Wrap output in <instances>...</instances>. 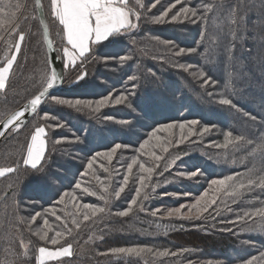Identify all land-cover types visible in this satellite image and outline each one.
I'll list each match as a JSON object with an SVG mask.
<instances>
[{"label": "trees", "instance_id": "1", "mask_svg": "<svg viewBox=\"0 0 264 264\" xmlns=\"http://www.w3.org/2000/svg\"><path fill=\"white\" fill-rule=\"evenodd\" d=\"M42 1L54 44L62 56V48L67 45L62 26L51 16L50 0ZM12 2L22 6L18 12L19 30L25 33L26 39L21 44V52L17 56L7 88L0 90V121L38 94V90H42L47 72L46 63L50 65L35 0ZM151 2L143 0L145 6H150ZM170 2L174 0H161L156 8L145 11L135 4V0H129V5L142 13L139 29L119 45L97 50L96 56L102 58L108 52L114 56L131 54L133 60L118 66L116 60L103 63L88 57L78 62L75 68L65 67L63 87L51 95L94 101L109 92L130 89L131 83L127 77L135 75L138 87L136 97H129L131 107L126 102L106 106L99 112H78L46 100L22 127L9 131L1 141L0 167H14L17 171L0 177V264H34L38 247L45 246V242L39 241L34 235L35 230L42 227V219L38 217L32 223L30 217L35 212L44 213L49 208H54L57 215L69 222L75 240L71 258H62L60 262L49 261L48 264H127L120 258L101 253L112 247L132 245L148 246L154 251L168 249L177 252L176 256L167 257L146 254L135 259L133 264H188L189 260L193 264H241V261L252 257L257 258L256 264H264V259H261L264 253V232H240V225L228 223L235 219L236 213L264 206V189L257 187L251 192H245L239 202L233 203L223 192H215V186L209 187L212 179L235 173H240L237 179L243 178L246 183L247 178L243 174L249 168L264 167V160L258 155L255 158L251 155L252 146L230 144L226 149L217 147L224 144L227 131H232L234 136L244 134L247 139L253 140L264 133V12L261 11V0H232V3L241 5L239 11L247 19L246 25L237 32L238 38L230 34L228 26L232 17L227 15L218 20L216 15L208 13L210 20L207 29L204 23L193 24L187 21L151 23L150 18L159 15ZM213 2L187 0L185 6L192 5L199 9L204 3ZM218 32L221 34L218 35ZM0 37H3L0 39V66H3L6 57L12 54L10 49L18 37L15 34L9 35L6 30H0ZM162 40H172L178 47L184 48L199 46L201 54L174 57L160 43ZM233 41L235 48L229 60L224 50ZM205 48L207 52H204ZM178 64H191L193 69L186 72L177 67ZM196 69L207 72L217 81V85L204 86L202 78L192 77L191 72ZM81 71L87 72V84L85 81L75 83ZM209 92L216 95L210 97ZM145 96L156 100L150 117L145 116L136 103L137 99ZM221 98H232L242 111L255 116L256 121L249 120L227 106H220L218 101ZM45 113L50 117L48 120L43 119ZM25 116L21 118L20 125ZM107 116L114 119L106 120ZM51 117H56V120ZM194 119L200 123L192 127V135H189L186 126L183 143H177L181 135L179 129L171 132L161 129L156 133L160 141L152 138V144L159 143V146L152 151L161 157L159 161L137 151L139 143L148 139L161 124ZM120 120L134 123L131 136H117L109 131L128 127L119 124ZM57 121L64 126L56 127ZM208 125L214 127L203 133L202 128ZM39 126L46 129L45 157L51 184L38 194L28 185L31 169L24 166L22 160L31 135ZM100 129H104L103 136L98 134ZM85 135L90 138L85 139ZM77 136L80 142L75 141ZM58 140L61 142L57 143ZM116 143L127 145V148L117 150L111 162L101 156L97 158L92 170L87 168L88 160L96 152L110 151ZM163 148H167V151H163ZM134 156H138L147 167H155V172L150 178L146 177L145 186L141 189L139 200L142 201L144 211H134L129 217L121 218L115 216V212L127 207L135 196L139 175H146L134 167L125 191L119 198L114 196L122 183L126 165ZM173 159L176 160L175 164L170 163ZM100 164L108 171L100 168ZM197 168L202 170L203 175L193 179L179 176L180 171H194ZM261 174L257 171L255 176ZM76 183H80L82 188L88 187L90 192L96 191L97 196L84 195L82 190L75 188ZM13 187L16 190L11 193ZM105 187L108 188L107 203L99 199ZM65 191L75 192L81 203L105 207L111 215L104 219L97 216L89 221H84L82 214L73 217L70 214L76 211L73 205L77 201L66 197L64 204L59 203V197ZM205 191H208L209 198L218 199L200 220L166 216L168 209L183 203H194ZM6 193H11L7 199ZM145 194L148 195L147 200H143ZM14 202H18L19 211L14 208ZM229 207L231 212L228 211ZM157 209V216H151V212ZM48 218L56 230H61L59 222L50 213ZM73 218L81 223L80 229L71 225ZM226 228H232V232L225 231ZM180 249L188 251L181 253Z\"/></svg>", "mask_w": 264, "mask_h": 264}, {"label": "snow or ice", "instance_id": "2", "mask_svg": "<svg viewBox=\"0 0 264 264\" xmlns=\"http://www.w3.org/2000/svg\"><path fill=\"white\" fill-rule=\"evenodd\" d=\"M199 2V0H197ZM161 3V0H152L150 6H145L143 0H135V4L145 11H150L157 7ZM187 0H174L170 2L167 7H165L159 15L152 16L150 18L151 23L164 24V23H175V22H190L193 24L204 23L209 24L210 18L208 13H213L216 15L218 20H222L225 15L232 17L231 24L228 26L230 34L234 38H238L237 32L243 28L247 19L241 14L239 9L241 5L238 3H232V0H214L213 3H204L201 8L196 6H185ZM37 5L41 7L40 0H37ZM179 9L173 12L174 9ZM261 11L264 12V0H261ZM20 3H13L12 0H0V30L8 31L9 35L15 34L18 39L14 44V47L10 49L11 55L7 56L3 66H0V90H5L8 86V81L12 73L14 64L17 61V56L21 52V44L25 41L26 35L23 31H20V21L18 19V12L21 10ZM51 16L59 22L62 26L63 37L66 38L67 45L62 48V60L66 58L67 64L64 67L72 66L75 68L78 61L82 62L88 57L98 60L103 63H107L110 60L118 61V66L123 65L125 62L133 60L131 54L125 55H112L108 52L102 58L96 56V51L99 49H107L115 45H119L128 35L134 33L140 27V21L142 18V13L136 8L129 5V0H50ZM171 13V15H170ZM26 19V17H25ZM255 26V23H254ZM218 35L221 33H217ZM3 37H0L2 39ZM51 43V42H50ZM164 45L169 54L174 57H180L192 54H201L198 47H178L172 40H162L160 41ZM235 48V42L231 46L225 49V53L229 60L232 59L233 50ZM208 49L205 48L204 52ZM181 70L189 71L193 69V65H176ZM47 72L45 73V78L43 81L42 90H38V94H35L33 98L29 99L27 105L23 109L17 110L9 115L5 120L0 121V137L4 136L6 131H11L13 128L19 129L21 118L25 116L27 111L32 113H37L38 107L45 102L46 98L48 103H53L58 106H67L71 109H75L78 112H83L89 110L91 112H99L102 108L109 105H122L129 102V97H136V89L138 87L137 76L130 75L127 77L128 81L131 83V88L126 90H120L116 93L109 92L107 95H103L96 100L90 99H66L58 98L57 96H50V90L57 88L64 83V75L62 71H57L54 66L47 65ZM154 75V74H153ZM192 77L202 78L204 86L215 87L217 81L212 79L207 72L196 69L191 72ZM87 72L81 71L77 76L75 83L80 84L81 81H86ZM227 87V84L225 85ZM216 95L215 93L209 92L208 96ZM222 95V94H221ZM137 106H139L145 116H151V110L153 109L156 100L154 97L145 96L140 97L136 100ZM220 106H227L237 113H241L244 117L255 122L256 117L252 116L248 112L242 111L236 103H234L232 98H221L218 101ZM129 102V107H131ZM50 117L47 113L44 114L43 119L48 120ZM52 120H56V117H51ZM106 120H113L112 116L105 117ZM121 125H128L127 128L120 129H110L113 135H124L131 136L134 131V123L128 120L118 121ZM200 123L198 120L191 121H174L167 124H161L156 128L148 139H144L142 143H139L137 151L145 156L152 157L155 161H159L161 157L156 156L155 152L152 151L154 147L159 146L152 144V138H155L157 142L160 138L156 135L158 131L164 129L171 132L173 129L180 130L179 143H183L185 140L184 130L186 126L188 127L189 133L192 131V127ZM56 127H63L58 121L55 124ZM214 127L213 125L204 126L202 128L203 133H207ZM46 134V129L44 126H39L35 128L34 134L31 135L30 143L26 148V155L22 160L24 166L31 169L30 179L28 180V185H30L38 194L42 193L50 187L51 180L48 175V169L46 167L48 161L46 160V141L44 139ZM99 135L103 136L104 129L99 130ZM88 135H85V139H89ZM224 144L217 145V147L228 148L230 144L233 146H238L239 144L252 146L251 155L255 158L257 155L264 160V133H261L256 140L247 139L244 134L233 135L232 131H227L224 137ZM257 140L259 141L257 143ZM76 142H80V137L75 138ZM61 141L58 140L57 143ZM167 143V141L165 142ZM121 148H127V145H122L116 143L114 147L107 152H96L91 159L87 162V168L89 170L93 169V165L96 163L97 158L103 156L106 161L111 162L117 152ZM163 151H167V148H163ZM176 159H179L177 157ZM176 160L170 161L171 164H175ZM158 166V165H157ZM105 172L108 171L103 164L99 165ZM138 167L139 172L146 175H139L137 183L138 187L135 191V196L128 202L127 207L122 210L115 212V216L125 218L134 214L135 212H143L144 207L142 201L139 200L141 197V189L144 188L146 177L150 178L155 172V167H147L138 156H134L130 163L126 165L125 175L122 178V183L118 190L114 192V196L119 198L121 194L125 191V188L129 184V177L133 172V168ZM17 171L14 167H0V177H4L6 174H12ZM260 171L262 174L255 176L256 172ZM162 174V173H161ZM200 175H203L201 169L197 168L194 171H180L179 176L183 178L193 179ZM240 173H235L233 175L225 176L219 179H212L210 181L209 187L215 186L214 191L217 193L223 192L226 196L232 199L233 203L239 202L245 192H251L255 188L259 187L264 189V167L256 169L255 166L249 168L243 176L247 178V182H243V178L240 180ZM255 176V178H253ZM99 180V177H97ZM75 188L82 190L84 195L97 196L96 191H89L88 187H83L80 183L75 184ZM15 187L11 189V193L15 192ZM104 194L99 196V199L107 203L108 200V188L103 189ZM11 193L5 194V199ZM69 197L73 201H77L73 207L76 209L72 215L75 217L77 214H82L84 221H89L94 217L99 216L100 219L106 218L107 215H111L110 210L106 212L105 207L97 206L93 203H81L78 201L75 192L65 191L59 197V203L64 204L65 198ZM41 198H43L41 196ZM148 195L143 196V200H147ZM218 197L209 198L208 191H205L200 195L194 203L190 206L180 205L179 207L168 209L166 211V216L168 218H179L184 220H200L204 213L208 211V208L216 204ZM139 202V206H138ZM138 206V207H137ZM187 207V212H182V209ZM14 208L19 211L18 202H14ZM159 209L153 210L151 216L156 217ZM228 211H232L231 207ZM48 213L54 218L55 221L59 222V227L61 230H56V226L50 223L48 218ZM103 214V215H101ZM219 214V213H217ZM42 219V227L35 230L34 235L39 238V241L45 242V246H39L37 254L34 256V264H48L49 261H62V258H71L73 256V249L75 237L73 236V230L68 226V221L62 219L61 216L57 215L54 208L47 209L44 213L35 212L31 215L30 221L35 223L37 218ZM23 220V218H20ZM71 225H74L76 229H80L81 223L73 218L70 221ZM228 223L233 225H240V232L247 231H261L264 232V206L254 208L251 210L243 211L242 213H236L235 219L229 221ZM160 227V225H157ZM215 227V225H213ZM167 230V229H166ZM225 231L232 232V228H226ZM52 233V235H49ZM23 244V241H21ZM51 245V247L47 246ZM26 247V246H25ZM188 251V249H180L179 252L183 253ZM102 255H112L121 260L127 262V264H133V261L137 258H141L146 254H151L154 256L167 257L176 256L177 252H170V250L165 249L164 251L155 250L148 246L132 245V246H120L112 247L108 249ZM261 259H264V253L261 254ZM256 257H252L247 260L241 261V264H256ZM188 264H193L191 260ZM220 264V262H216Z\"/></svg>", "mask_w": 264, "mask_h": 264}, {"label": "water", "instance_id": "3", "mask_svg": "<svg viewBox=\"0 0 264 264\" xmlns=\"http://www.w3.org/2000/svg\"><path fill=\"white\" fill-rule=\"evenodd\" d=\"M35 3H36V7H37V12H38V17H39V20H40V24H41V28H42V32H43V35H44V40H45V44H46V48H47V52H48V56H49V60H50V65L51 66H54L57 71H62L63 72V75L65 77V63H64V59L62 60V56L60 55L59 51L57 50L55 44H54V41H53V38H52V35H51V31H50V28H49V23H48V20H47V17H46V14H45V10H44V6H43V1L40 0V4L42 5V8L43 10H41V7H39L37 5V0H35ZM51 42V43H50ZM64 84V83H63ZM63 84L58 86L57 88H54L52 90H50V96L61 90L62 87H63ZM48 98H46L47 100ZM45 100V101H46ZM45 102H43L39 107H38V110L41 108V106L44 104ZM27 105V102L25 104H23L22 106H20L19 108H17L16 110H14L13 112L17 111V110H21L24 108V106ZM13 112H11L10 114H8L3 120H5L9 115H11ZM36 114V113H35ZM34 115V113H32L30 110L26 112V116H25V119L24 121L21 123L20 126H23L27 120L29 118H31L32 116ZM2 120V121H3ZM9 131H6L5 135L0 137V143L1 141L3 140V138L6 136V134L8 133Z\"/></svg>", "mask_w": 264, "mask_h": 264}, {"label": "rangeland", "instance_id": "4", "mask_svg": "<svg viewBox=\"0 0 264 264\" xmlns=\"http://www.w3.org/2000/svg\"><path fill=\"white\" fill-rule=\"evenodd\" d=\"M67 46V45H66ZM65 46V47H66ZM65 61V60H64ZM79 62V61H78ZM65 64H66V62H65ZM72 66H68V67H66V68H71ZM20 127H22V126H19V128ZM12 130H15V128H13ZM193 134V132L191 131V133H189V135H192ZM192 203H183L182 205H186V206H190ZM183 210V209H182ZM188 211V209H187V207H185V211L184 212H187Z\"/></svg>", "mask_w": 264, "mask_h": 264}, {"label": "crops", "instance_id": "5", "mask_svg": "<svg viewBox=\"0 0 264 264\" xmlns=\"http://www.w3.org/2000/svg\"><path fill=\"white\" fill-rule=\"evenodd\" d=\"M67 42V41H66ZM68 46V45H67ZM64 60H65V62H66V64H67V60H66V58H64ZM45 139V138H44Z\"/></svg>", "mask_w": 264, "mask_h": 264}, {"label": "bare ground", "instance_id": "6", "mask_svg": "<svg viewBox=\"0 0 264 264\" xmlns=\"http://www.w3.org/2000/svg\"><path fill=\"white\" fill-rule=\"evenodd\" d=\"M25 115H26V113H25Z\"/></svg>", "mask_w": 264, "mask_h": 264}]
</instances>
